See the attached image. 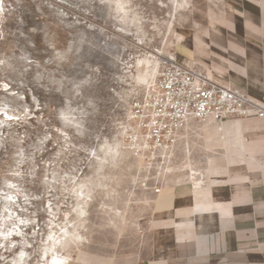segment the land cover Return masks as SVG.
Here are the masks:
<instances>
[{
  "label": "rangeland",
  "instance_id": "1",
  "mask_svg": "<svg viewBox=\"0 0 264 264\" xmlns=\"http://www.w3.org/2000/svg\"><path fill=\"white\" fill-rule=\"evenodd\" d=\"M224 1L0 0V264L145 258L172 193L139 187L130 103ZM207 139L175 164L193 194L215 167Z\"/></svg>",
  "mask_w": 264,
  "mask_h": 264
},
{
  "label": "crops",
  "instance_id": "2",
  "mask_svg": "<svg viewBox=\"0 0 264 264\" xmlns=\"http://www.w3.org/2000/svg\"><path fill=\"white\" fill-rule=\"evenodd\" d=\"M224 3L172 53L177 64L210 70L264 106V0ZM221 125L194 123L215 152L206 188L164 190L172 202L152 226L147 255L121 264H264V117L230 116Z\"/></svg>",
  "mask_w": 264,
  "mask_h": 264
},
{
  "label": "built area",
  "instance_id": "3",
  "mask_svg": "<svg viewBox=\"0 0 264 264\" xmlns=\"http://www.w3.org/2000/svg\"><path fill=\"white\" fill-rule=\"evenodd\" d=\"M252 112L264 117L262 103L219 84L212 71L185 68L169 55L154 80L132 99L127 116V144L147 164L139 187L160 196L185 183L175 164L188 155V139L198 131L194 123L216 124L220 130L230 116L245 118Z\"/></svg>",
  "mask_w": 264,
  "mask_h": 264
},
{
  "label": "bare ground",
  "instance_id": "4",
  "mask_svg": "<svg viewBox=\"0 0 264 264\" xmlns=\"http://www.w3.org/2000/svg\"><path fill=\"white\" fill-rule=\"evenodd\" d=\"M195 175H198V174L196 173ZM200 177H201V175H200ZM192 180H193V188L199 189L201 187L202 181L196 180V177H194V176H193ZM201 192H202V190H201Z\"/></svg>",
  "mask_w": 264,
  "mask_h": 264
}]
</instances>
